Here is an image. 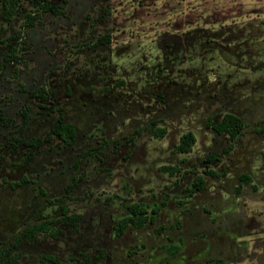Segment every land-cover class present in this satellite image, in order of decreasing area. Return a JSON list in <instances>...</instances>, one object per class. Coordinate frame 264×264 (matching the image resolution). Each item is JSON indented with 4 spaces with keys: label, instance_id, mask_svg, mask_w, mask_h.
<instances>
[{
    "label": "rangeland",
    "instance_id": "374dc122",
    "mask_svg": "<svg viewBox=\"0 0 264 264\" xmlns=\"http://www.w3.org/2000/svg\"><path fill=\"white\" fill-rule=\"evenodd\" d=\"M22 21L0 18V250L61 205L81 218L24 238L4 264H264V0H66L63 15ZM12 43L19 60L2 68ZM38 87L53 97L30 96ZM57 107L71 145L49 135ZM226 112L245 124L229 153L207 126ZM189 130L196 142L177 154ZM31 137L45 142L26 160ZM196 174L205 187L187 196ZM133 203L155 222L116 236Z\"/></svg>",
    "mask_w": 264,
    "mask_h": 264
},
{
    "label": "trees",
    "instance_id": "16d2710c",
    "mask_svg": "<svg viewBox=\"0 0 264 264\" xmlns=\"http://www.w3.org/2000/svg\"><path fill=\"white\" fill-rule=\"evenodd\" d=\"M60 2H56L55 0H0V18L4 23H10L13 17L16 15L22 16V26L27 29L32 27L34 21L41 18L44 14H51L53 16L63 15L65 12V4L66 0H58ZM24 3L28 6L27 10L20 11L25 9ZM20 37V33L11 35L8 39L17 41ZM110 42V35L108 33L101 34L96 37V40L93 42V46H102L107 45ZM9 47L7 52L2 57V68L7 66L8 64L17 63L19 60L18 51L19 46L14 43L8 44ZM30 96H36L38 99L46 100L50 96L53 97V92L49 89H45L44 87H38L35 91L29 93ZM61 108L57 107L55 110L50 109V115L56 112V117H52V123L49 127V135L57 136L58 139L64 145H71L75 141L76 138V128L73 123L65 121L64 116L62 115ZM28 111H22V121L18 130H20L29 120ZM1 119L5 122L7 119L1 115ZM264 123V122H262ZM156 121H151L150 125L155 126ZM207 126L211 127L212 130L217 135H225L228 145L224 148V153H229L234 146V142L237 140L238 136L241 134L243 128L245 127L242 119L232 112H226L223 115L219 116V119L213 123H207ZM149 127V126H148ZM261 133L264 134V127L259 129ZM165 129L157 128L154 130L153 134L156 137H163L165 135ZM23 146H25L28 150L26 151L25 158L29 160L33 157L35 151L45 142V139L39 137H31L29 139H22L20 141ZM196 142V137L192 131L184 132L180 137L178 142L174 145V151L177 154H188L193 145ZM214 156H210L209 160H213ZM163 171H168L170 174H174L178 172V168L176 166H162L160 168ZM203 174L209 175L213 178H221L223 177L222 173H218L212 169H205ZM203 174H196L192 179L191 183L184 189L187 193V196H192L194 193L203 191L205 187V178ZM241 183L237 186L236 190L239 191L242 189V184H248L251 182V178L246 174H241L238 176ZM22 182V180H21ZM12 186L15 185L11 184ZM127 209V214L119 219L117 223L113 225L114 233L116 236L122 235L124 230L128 227H133L136 229L143 228L148 223L155 222V216L157 214V209H151L148 211L146 207L139 203H133L131 205L125 206ZM81 218L80 214H68V209L61 205L60 214L58 220L53 221H41L36 223L35 225L29 226L27 229H24L20 234L15 237V239L9 243L7 246L3 247L0 250V263L4 264L8 262V256L10 253L17 248V246L21 243V241L26 238L28 240H34L36 236L41 232H47L52 230L55 224L63 223L64 225L70 227V229L76 228L78 222ZM103 251H98V256H94L96 259L100 261L103 257ZM47 261H50L51 264H58L57 259L52 256L45 255L44 257ZM85 256L82 257V261L77 262L76 264H84Z\"/></svg>",
    "mask_w": 264,
    "mask_h": 264
}]
</instances>
